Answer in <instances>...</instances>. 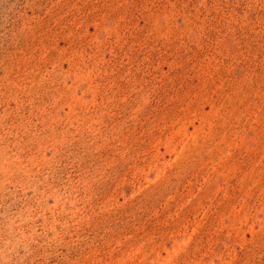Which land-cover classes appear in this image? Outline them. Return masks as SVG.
<instances>
[{"label": "rangeland", "instance_id": "374dc122", "mask_svg": "<svg viewBox=\"0 0 264 264\" xmlns=\"http://www.w3.org/2000/svg\"><path fill=\"white\" fill-rule=\"evenodd\" d=\"M0 264H264V0H0Z\"/></svg>", "mask_w": 264, "mask_h": 264}]
</instances>
